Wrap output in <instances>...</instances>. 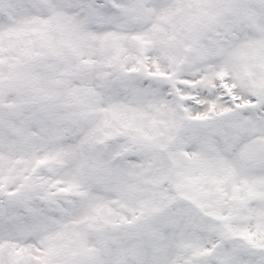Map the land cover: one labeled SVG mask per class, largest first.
Wrapping results in <instances>:
<instances>
[{
  "label": "snow or ice",
  "instance_id": "snow-or-ice-1",
  "mask_svg": "<svg viewBox=\"0 0 264 264\" xmlns=\"http://www.w3.org/2000/svg\"><path fill=\"white\" fill-rule=\"evenodd\" d=\"M0 264H264V0H0Z\"/></svg>",
  "mask_w": 264,
  "mask_h": 264
}]
</instances>
